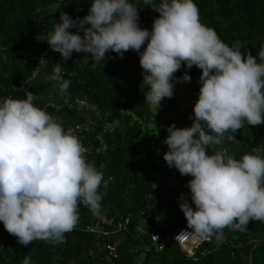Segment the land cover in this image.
Listing matches in <instances>:
<instances>
[{"label":"clouds","instance_id":"obj_1","mask_svg":"<svg viewBox=\"0 0 264 264\" xmlns=\"http://www.w3.org/2000/svg\"><path fill=\"white\" fill-rule=\"evenodd\" d=\"M145 4L159 13L151 31L139 26L138 7L129 0H92L82 19L61 12L46 42L62 62L73 52L104 61L109 50L121 58L135 51L147 86L144 101L157 109L164 98L173 97L175 83L191 82L187 72L179 80L174 76L182 64L201 70L192 124L177 128L173 123L166 129L163 159L181 176L192 177L186 187L195 208L183 193L179 197L192 232L176 239L196 235L223 242L226 227L244 231L250 220L264 222V156L244 154L237 160L227 149L208 154L211 146L235 140L233 133L245 122L264 124V46L257 53L259 63L246 49L242 54L245 45L229 46L201 22L194 0ZM62 62L47 77L60 95L70 87L62 78ZM36 99L25 90L23 99L0 102V222L23 247L36 240L63 243L78 225L81 204L101 215L99 189L108 188L103 172L87 162L79 138L36 106ZM22 264H31V256Z\"/></svg>","mask_w":264,"mask_h":264},{"label":"trees","instance_id":"obj_2","mask_svg":"<svg viewBox=\"0 0 264 264\" xmlns=\"http://www.w3.org/2000/svg\"><path fill=\"white\" fill-rule=\"evenodd\" d=\"M129 2L138 7L139 26L151 31L159 13L145 0ZM91 3L92 0H0V102L8 97L23 99L25 90L34 93L36 106L79 138L87 149V162L102 171L108 183L107 189L103 185L99 189L103 193L101 215H93L81 204L78 225L65 234L63 243L36 240L23 247L0 222V264H22L26 255L31 256V264H264V222L252 220L244 231L226 227L223 242L214 237L201 242L195 251L196 261L170 239L160 252L155 251L150 238L153 221L168 223L170 233L176 228L175 217L187 227L179 207L181 193L195 208L186 187L192 177L181 176L163 159L168 150L163 143L166 129L173 123L177 128L180 125L168 122L166 117L155 118L145 103L147 86L140 83L133 68L139 64L135 51L129 50L121 58L109 50L104 61H94L90 53L73 52L70 59L62 62L61 55L51 50L47 32L53 30L54 22H61L60 13L82 19ZM159 3L160 0H151V5ZM194 3L203 24L215 29L229 46L245 45L242 54L246 49L259 63L257 53L264 46V0ZM145 47L146 44L140 51ZM57 62H62V78L70 81L64 95L54 87L55 82L47 79ZM185 72L199 83L201 70L195 66L188 70L182 64L174 76L180 79ZM233 136L235 140L225 139L221 145L211 146L208 154L227 149L237 160L244 154L264 156V124L252 126L245 122V127ZM146 206L152 207V213L149 219L142 220L139 212ZM127 218L130 221L126 227L120 228L118 225ZM96 224L109 232L112 240L107 241L99 231L91 232ZM113 240L117 256L107 259L105 244Z\"/></svg>","mask_w":264,"mask_h":264},{"label":"built area","instance_id":"obj_3","mask_svg":"<svg viewBox=\"0 0 264 264\" xmlns=\"http://www.w3.org/2000/svg\"><path fill=\"white\" fill-rule=\"evenodd\" d=\"M34 76V73H33ZM152 213V207L151 206H146L144 209H142L139 212L140 217L143 219H149ZM130 220L127 218L125 219L124 223L119 224L118 226H120V228H125L126 225L128 224ZM154 225L153 228L151 229L150 232V238L152 241V245L154 246V249L156 252H160L163 247H161V245L164 246L165 242L170 239L171 241H173L174 243H176L180 248H182L185 251V254L188 258L192 259L193 261H196L195 258V251L197 249V247L199 246V244L203 241V240L199 237H197L196 235H192L188 238H177L176 237L178 235H180L183 232H192V229H189L188 227H184L181 226L179 221L177 220V217H175L174 219V224H175V229L172 233L167 232V227L169 226L168 223L165 224H161L160 220H154ZM109 224V222L107 223ZM91 232H97L99 231V233L106 238L107 241L112 240L111 239V235L109 232L105 231L102 227V229H99L97 227V224L94 228L90 229ZM153 236L157 237L158 239L153 238ZM197 238L200 239V241H197ZM65 240V238H64ZM114 242L115 240H113V243L107 242L105 244V249L108 251V257H106L107 259L111 258V257H116L117 256V252H116V247L114 246Z\"/></svg>","mask_w":264,"mask_h":264},{"label":"rangeland","instance_id":"obj_4","mask_svg":"<svg viewBox=\"0 0 264 264\" xmlns=\"http://www.w3.org/2000/svg\"><path fill=\"white\" fill-rule=\"evenodd\" d=\"M133 68L137 70V75L139 76L140 83H142L143 70L141 69L139 64L135 65V67ZM138 71L140 72L139 74L142 77H140ZM177 80H179V78H177ZM200 87V83L194 80H191V82L175 83L174 94L171 99L164 98L161 101L158 109L156 108V106L149 104L153 116L155 118L166 117L168 122L176 121L180 125L179 128L190 127L192 124V119L190 118L193 117L194 103L198 99ZM197 241L199 242L200 239L197 238Z\"/></svg>","mask_w":264,"mask_h":264}]
</instances>
